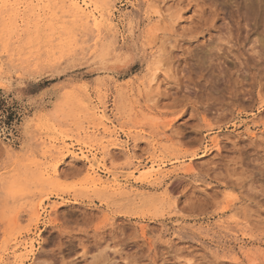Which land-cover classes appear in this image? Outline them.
Listing matches in <instances>:
<instances>
[{
  "label": "rangeland",
  "instance_id": "1",
  "mask_svg": "<svg viewBox=\"0 0 264 264\" xmlns=\"http://www.w3.org/2000/svg\"><path fill=\"white\" fill-rule=\"evenodd\" d=\"M88 1L0 3V264H264V0Z\"/></svg>",
  "mask_w": 264,
  "mask_h": 264
},
{
  "label": "bare ground",
  "instance_id": "2",
  "mask_svg": "<svg viewBox=\"0 0 264 264\" xmlns=\"http://www.w3.org/2000/svg\"><path fill=\"white\" fill-rule=\"evenodd\" d=\"M67 2H69L76 10H79L81 12H85L86 13V16L89 20L91 21H94V22H97V24L99 25V22L101 21V13L99 12V10H97L96 8H93L92 5L90 4V2L88 0H80V2L82 3V5H80V3H78L76 0H66ZM2 2V0H0V3ZM161 11V10H160ZM157 13V12H156ZM158 14V13H157ZM159 15V14H158ZM96 24V23H95ZM94 24V25H95ZM64 36V35H63ZM25 40V39H24ZM17 59V58H16ZM28 64V63H27ZM157 71V70H156ZM156 75V73H155ZM155 80V77H152L151 79V82H153ZM26 125V124H25ZM110 130V129H109ZM28 133V132H27ZM26 133V134H27ZM104 135H115L114 132H110V133H107L104 131ZM116 136V135H115ZM129 151V150H127ZM82 159L87 163V171H88V174L90 176H92L93 178L95 176H97V173H98V167H97V163H95L94 161V156L92 155V158H90L89 156L87 155H84L82 153ZM109 160V159H108ZM161 164H152L151 166V169L157 167V169L155 168L154 170L152 169L151 172H146L144 175H147V177H152V176H158L160 175L161 173ZM102 167H104L103 163H102ZM105 168V167H104ZM60 177V176H59ZM91 177V178H92ZM90 178V179H91ZM117 181V180H116ZM98 184H100V179H98V182H96ZM110 183V182H109ZM95 184V183H94ZM115 186V185H114ZM109 189V188H107ZM23 249L26 250L27 249V244H24L23 246ZM17 258V256L15 257ZM2 262V261H1Z\"/></svg>",
  "mask_w": 264,
  "mask_h": 264
}]
</instances>
